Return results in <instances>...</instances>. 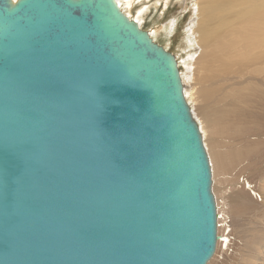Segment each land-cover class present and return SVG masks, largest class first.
<instances>
[{"label": "water", "instance_id": "1", "mask_svg": "<svg viewBox=\"0 0 264 264\" xmlns=\"http://www.w3.org/2000/svg\"><path fill=\"white\" fill-rule=\"evenodd\" d=\"M211 168L174 52L117 0H0V264H208Z\"/></svg>", "mask_w": 264, "mask_h": 264}, {"label": "bare ground", "instance_id": "2", "mask_svg": "<svg viewBox=\"0 0 264 264\" xmlns=\"http://www.w3.org/2000/svg\"><path fill=\"white\" fill-rule=\"evenodd\" d=\"M117 2L120 7L125 3L127 9L132 8L133 0ZM141 11L142 7L135 17L139 25ZM194 11L186 41L199 53L190 55L195 60L196 76L192 89L182 79L184 93L187 102L196 101L195 113L202 119L200 128L211 170L228 184V204L233 215L239 216L252 204L247 186H253L246 181L245 170L251 168L253 160L264 158V137L259 138L264 133V0H197ZM123 12L128 16L126 10ZM180 75L182 78L181 70ZM255 135L259 136L252 138ZM242 175L245 183L241 186ZM216 205L219 239L209 264L228 241L221 230L224 216L218 201Z\"/></svg>", "mask_w": 264, "mask_h": 264}, {"label": "rangeland", "instance_id": "3", "mask_svg": "<svg viewBox=\"0 0 264 264\" xmlns=\"http://www.w3.org/2000/svg\"><path fill=\"white\" fill-rule=\"evenodd\" d=\"M196 3L197 0H192V2L191 0H133L132 8L128 7V9L125 3L121 4L122 11L126 10L128 16L130 15L129 17L134 20L139 8L142 7L141 27L148 29L155 41L175 52V54L179 53V67L182 72L184 85L188 89H192L194 76H196L194 74L196 72L195 60L190 59V55L199 53L197 47H189L186 41L187 28L190 24L189 21L193 18L194 5ZM188 103L192 115L198 123L208 153L205 137L200 128L202 119L201 116L195 113L196 101L190 99ZM258 136L255 135L252 138ZM262 137H264V133L259 138L261 139ZM208 157L210 160L209 153ZM251 163L253 164L251 166L252 169L245 170L244 176L248 179L246 181H249L253 186L252 189H250L249 184L247 186L252 204L244 207L239 216L233 215L231 206L228 204L230 193V189H226L228 184L225 185L220 175H217L216 178L212 170L213 193L216 204L218 201L222 216H224L222 217L221 230L224 237H227V244H229H223L212 264H219L222 261L233 264H264V158L259 160V162L258 160L255 162L253 160ZM243 178L242 175L241 183L239 184L241 186L245 183L242 182ZM221 179L222 182H220ZM225 221L226 223H224Z\"/></svg>", "mask_w": 264, "mask_h": 264}]
</instances>
